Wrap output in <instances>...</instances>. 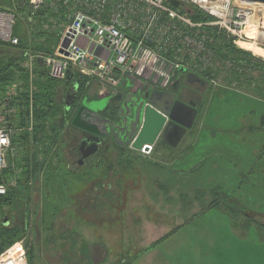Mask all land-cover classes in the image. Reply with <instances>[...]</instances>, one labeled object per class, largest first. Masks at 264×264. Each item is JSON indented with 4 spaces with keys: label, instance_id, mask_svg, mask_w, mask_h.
<instances>
[{
    "label": "rangeland",
    "instance_id": "374dc122",
    "mask_svg": "<svg viewBox=\"0 0 264 264\" xmlns=\"http://www.w3.org/2000/svg\"><path fill=\"white\" fill-rule=\"evenodd\" d=\"M25 2L19 0L21 6ZM41 12L49 15L39 13L32 21L23 17L19 24L29 46L34 43L35 32L58 34L67 22L64 15L54 16L47 4ZM49 19L56 23L52 28H47ZM257 28L264 32V12H260ZM260 34L257 39L245 36L242 41H255L264 49V34ZM26 50L19 61L22 68L29 56L25 53L35 54ZM249 52L264 62V57ZM263 67L248 65L247 71L241 73L227 70L225 76L233 84L225 87L213 86L207 78L204 86L189 84L186 73L178 74L182 84L179 96L187 102L194 101L198 108L195 124L184 137L194 136L197 142L186 158L181 157L182 151L177 152L184 142L173 150L167 145L158 146L178 155L176 159L173 155L164 159V163L175 159L173 167L144 162L136 155H104L88 165L78 161L76 144L80 143L82 131L71 120L79 105L65 109L68 93L76 91L72 83L58 81L59 102L64 109L60 118L66 124L54 146L57 153L49 167L52 171H41L38 178L31 179L22 202L0 212L3 218H9L10 226L22 230L19 239L26 241L30 264H264V185L260 184L264 181V127L260 124L264 117ZM72 82L77 83L76 79ZM22 84L18 81L15 85L20 88ZM36 88L39 89L37 85ZM77 97H82L84 105L95 113L111 102V95L100 97L90 90L77 91ZM142 101L143 95L135 93L134 102ZM25 118L21 114L19 121ZM118 118L119 115L112 120L117 122ZM235 134L244 140L231 142ZM108 135L100 150L139 151L124 146L126 137L121 140L117 134ZM257 145H263L259 147L262 159L258 160ZM223 146L235 147L236 155L242 158L241 185L237 184L241 174L234 184L232 177L229 182H219L224 174L235 176L216 156L217 151L225 150ZM12 147L8 161L18 165L22 152L19 145ZM39 149L30 146L28 152L37 153ZM108 166L113 169L108 170ZM58 168L61 172H57Z\"/></svg>",
    "mask_w": 264,
    "mask_h": 264
},
{
    "label": "built area",
    "instance_id": "2783aa9c",
    "mask_svg": "<svg viewBox=\"0 0 264 264\" xmlns=\"http://www.w3.org/2000/svg\"><path fill=\"white\" fill-rule=\"evenodd\" d=\"M177 1L178 7L170 0L28 1L34 18L47 4L55 16L64 15L67 22L62 24L60 40L52 54L25 53L29 56L25 65H21L29 77L27 98L19 97L16 83L0 94V195L19 187L20 172L10 164L8 155L14 151L13 139L19 133H32L34 129L37 62L54 80H68L67 73L71 70L73 79L84 81L86 87L97 83L100 95L114 93L127 78L141 80L150 90L166 91L182 71L207 78L213 86L233 84H229L225 72L231 69L241 73L243 68L222 55L219 48L225 47L228 41L240 48L239 43L247 37L246 30L259 24L264 3ZM60 9H64L63 14H59ZM190 13L200 19H194ZM18 18L16 9H0L1 42L12 46L20 43L16 34ZM55 25L49 19L47 28ZM19 105H29L25 125L19 121ZM152 151L150 144L139 149L147 155ZM11 166L13 175H6L5 170ZM4 220L0 214V244ZM0 264H30L26 241L18 239L0 251Z\"/></svg>",
    "mask_w": 264,
    "mask_h": 264
},
{
    "label": "trees",
    "instance_id": "16d2710c",
    "mask_svg": "<svg viewBox=\"0 0 264 264\" xmlns=\"http://www.w3.org/2000/svg\"><path fill=\"white\" fill-rule=\"evenodd\" d=\"M28 1L29 0H26L24 5L21 6L19 0H13L12 3L10 0H0V9L17 10L19 18L16 34L20 38V43L16 46H12L8 43H3L0 41V51H3V53H6V51H8L9 49L20 52L19 54L6 53L5 56L0 53V94H2L9 87V85L17 83L18 81H22L23 84L19 88V97L22 100H25L27 98L26 85L28 80V73L25 68H22L20 66L19 61L22 58L21 54L26 49H31L36 54H52L55 47L58 45L61 36V33L55 34V32L52 31H37L35 32V40L44 41L41 43L35 42L34 40V43L29 46L28 40L19 30V24L21 23L23 17L29 19L34 18L31 13ZM63 11L64 9H60L59 14H63ZM39 13H41V16L49 15V13L41 11ZM190 14L194 17V19H200V17L194 16L193 13ZM223 48H225L226 53H223ZM220 49L222 51V55L231 58L235 63H239L244 72L247 71L248 65H250L252 68L258 69L264 66V62H260V60L255 58L249 51H245L244 49L236 47L231 41H228L225 47L221 46L219 50ZM238 54L239 57H237ZM244 55L248 58L245 59ZM255 61L256 63H254ZM72 80L74 79H71V81ZM66 81L68 83H71V81L69 80ZM76 81L80 86L79 91L81 90L82 93L83 91L85 92L88 88L86 87L85 82L81 81L80 79H76ZM58 83V80H54L48 77L47 72L42 67L41 63L37 62V79L35 80V84L39 87V89L36 90L34 95L35 105H33V111L35 117V125L32 133H30L29 131H24L22 133H19L13 139V144L19 145L20 151L22 152V155L19 157L18 165L16 163H10L12 165L14 164L20 172L17 176L19 187L11 189L6 195H0V212L6 206L22 202V197L26 195V193H28L27 190L30 180L35 179L36 177L38 178L41 171H46V174H50L52 171V169H49V167L51 166L53 158H56L54 157V153H57V150L54 152V146L58 144L59 140L61 139L66 124V121L63 118H60L62 115H64V109L59 102V92L56 86ZM19 106L20 113L23 114L24 117L27 116L29 113V105ZM73 106L75 105H72V107ZM65 109H68V105ZM106 120L107 119H101L100 121L105 122H100V126H104L105 123L108 122ZM25 121L21 122V124L25 125ZM261 124L264 127L263 116L261 119ZM72 125L74 124L72 123ZM47 142L49 143V145L47 144ZM30 146H39L42 152H40V149L37 153H32V151L28 152ZM57 172H61L59 168L57 169ZM13 173L14 169H12V166L9 169L5 170L6 175H13ZM5 218L8 220V222H4V225L2 226V242L0 244V251H2L6 246L12 244L14 241L18 240L20 238V233L22 232L21 229L10 226L9 218Z\"/></svg>",
    "mask_w": 264,
    "mask_h": 264
},
{
    "label": "water",
    "instance_id": "95a60500",
    "mask_svg": "<svg viewBox=\"0 0 264 264\" xmlns=\"http://www.w3.org/2000/svg\"><path fill=\"white\" fill-rule=\"evenodd\" d=\"M253 2L264 3V0H245ZM170 2L178 7L180 3L177 0H170ZM74 73L69 70L67 73V79H73ZM188 80L190 83H204L200 77L194 73L188 74ZM77 85V83H75ZM144 101L136 102L137 116L141 118L142 115V127L137 133L134 129L129 136V143L136 149H141L144 145H153L157 139L161 138V145H167L170 147H177L180 141L184 138L187 131L194 126L198 115V108L194 101L185 102L177 98L175 92L150 90L146 88L142 93ZM86 108L82 106L78 115L75 117L73 123L79 125L77 120L81 118V112ZM108 121V120H106ZM140 121V119H139ZM109 122V121H108ZM106 122V125H108ZM96 133L94 142L91 145H87L84 141L80 147V151L83 153L82 163L89 162L93 159L98 151V145L102 143L103 136H106L107 132ZM101 136V137H100ZM5 222H8L6 219Z\"/></svg>",
    "mask_w": 264,
    "mask_h": 264
},
{
    "label": "crops",
    "instance_id": "0c3cea01",
    "mask_svg": "<svg viewBox=\"0 0 264 264\" xmlns=\"http://www.w3.org/2000/svg\"><path fill=\"white\" fill-rule=\"evenodd\" d=\"M34 19L35 18L30 19V21H32ZM144 87H145V85H144V83L141 80L134 79V78H127L120 85H118L116 87L114 93H109V94H106V95H100L99 92H98L99 86L96 83V84H93L90 87H88L87 90H90L93 95H99L100 97L111 95V102L107 104L108 105L107 108H105L104 110H102L100 112H96L95 113V112H93L92 110H90L89 108H87L84 105V102L81 101L82 97H80V100H78L77 103H79V105L85 106L86 107L85 109H87L88 112H90V113H92L94 115H97L99 118L104 119V120L107 119L108 121H113L112 118L119 115L118 119H120V120L115 122V123L121 124V125L127 127V129H130V126H131V129H130L131 133H132V131L134 129H136V131L138 132L141 129V127H142V122H143L142 119L143 118H142V115H141V118H140V121H139L137 127L136 128L132 127V125L134 123L133 117H134L135 114H137V109H136V105H135L136 102H134V94L136 93V94H141L142 95V93H143L142 91L143 90H141V88H144ZM78 97H79V95H78ZM183 101H185V100H183ZM185 102H187V101H185ZM117 112H118V114H117ZM260 124H261V121H260ZM253 129H255V128H249V130H253ZM237 135L238 134H235V135L231 136L230 141L231 142L232 141L237 142L238 138L241 139V140H244L245 137L237 136ZM108 136H110V135H108ZM120 138L122 140L123 136L121 135ZM193 138H195V139H193ZM193 138L189 137L188 139H185V137H184L180 141V143L178 144L177 147L179 148L181 142H184V146L181 147V150H177V152L182 151L183 155L181 157H185L186 158L187 155L190 154L192 148L195 147L196 142H197V138L194 137V136H193ZM255 141L258 142L260 140L259 139H255ZM102 142L103 143L106 142L105 139H103ZM263 145H257V150H256L257 160L259 158L262 159L261 156H260L261 148H259V147H263ZM223 148H225V147L223 146ZM233 148H235V147L231 146V148H229V146H227L224 151L222 150V151H217L216 152V156L217 157H221V159L224 160V163H225L226 167L230 170L229 172L232 173V174H235V176H231V175H225L222 172L224 174V176L220 177L219 182H222V183H224L226 181L229 182V177H232L233 184H234L235 182H237L238 175L241 174V177L239 176L240 179H241L239 181L240 183L239 182L237 183V184L241 185L242 175H243V166L241 165L242 158H241L240 155H238V154L236 155L237 151L233 150ZM172 150H173V147H172ZM136 152L137 153H133L131 151L128 152L127 150H126V152H123L122 150L111 151L109 149H105V150L104 149H101V150L98 149V151H97V153H96V155H95V157H94L92 162L97 163L99 158H101L104 155H109V154H112V156H114L116 158H119V156L123 157V158H127L128 156L129 157H134V155H136V157H138V158H139V156H141L140 159L142 161H144V162L145 161L146 162L151 161L152 163L157 164V165H160L159 163H161V164L162 163L163 164L166 163L168 166H169V164H171V167H173L175 165V163H176L175 159L178 156V155L175 156V154L173 153L172 155L175 157V159H172V160L167 161V162L164 163V159L165 158H167V157H169V159H170V157L172 158V155L169 154L170 153L169 150H164V149L161 150V149H159L156 146L155 150L149 155L142 154L139 151H136ZM177 154H179V153H177ZM106 158L109 159V157H106ZM211 158H214V157L211 156ZM137 162L140 163L139 159L137 160ZM111 163L114 164V163H116V161L114 160V162H111ZM107 168H108V170L113 169L112 166H108ZM143 169H144L145 172L147 171L146 167H144ZM104 170H106V168H104ZM260 184L264 185V181L260 182ZM236 186H238V185H236ZM238 188H239V186H238ZM234 189H236V187Z\"/></svg>",
    "mask_w": 264,
    "mask_h": 264
},
{
    "label": "flooded vegetation",
    "instance_id": "af4514ba",
    "mask_svg": "<svg viewBox=\"0 0 264 264\" xmlns=\"http://www.w3.org/2000/svg\"><path fill=\"white\" fill-rule=\"evenodd\" d=\"M201 80L204 81V83H200V82H196V83H190L189 80H188V75H187V83L189 84H197V83H200L201 85H205L206 84V79L204 77H200ZM67 82V81H66ZM72 83V87L75 88L74 91H76V94H71V93H68L67 95V101H66V105H68V109L69 110L72 105H79L78 100H77V91L79 93V89H80V86L79 88L76 87V85L71 81ZM181 86L182 84L180 83V79H176V81H174L173 85L171 88H169L168 90L166 91H170V92H175L177 94V98L183 100V98H181L179 96V91L181 89ZM82 105H79L78 107H76L75 109V112L73 114V118L71 120V124L73 123L75 117L78 115L79 113V110L81 109ZM136 119V120H135ZM139 119H140V116L138 117L137 114L134 115L133 117V125L132 127L136 128L138 123H139ZM101 119H99V117H97V115H94L90 112L87 111V109L84 108V110L81 112V118L78 117V124L79 125H75L74 123V126L79 128L81 131H82V136L80 137L81 139H79V142L80 143H77L76 146H78V161H82L83 160V153L80 151V147L82 146L83 142L86 141L87 142V145H91L92 143H95L94 141V135L96 133H105L107 131V129L109 130L106 134V136L109 134V133H114V134H117L119 136H123V138L126 137V141H122L124 143V146L125 144L127 146H131V144H128L129 143V136L131 135V132H130V129H131V126H130V129H127V127L121 125V124H118V123H115L114 121H109L108 122V125H105L104 126H100V122H105V121H100ZM106 136H103L101 137L102 138V141L103 139H105ZM103 144V142L101 143ZM101 144L98 145V149H100V147L102 146ZM161 145V138L159 137L157 139V141L153 144V151L155 150L156 146H160ZM169 147V146H168ZM171 148V147H170ZM172 149V148H171ZM152 151V152H153ZM151 152V153H152ZM141 153V152H140ZM150 153V154H151ZM143 154V153H142ZM146 155V154H145ZM94 159V158H93ZM93 159H91L89 162H86V163H83L84 165H88V164H93L92 161Z\"/></svg>",
    "mask_w": 264,
    "mask_h": 264
},
{
    "label": "bare ground",
    "instance_id": "6f19581e",
    "mask_svg": "<svg viewBox=\"0 0 264 264\" xmlns=\"http://www.w3.org/2000/svg\"><path fill=\"white\" fill-rule=\"evenodd\" d=\"M258 29L259 28L256 27L254 29L249 30V32L247 33L248 38H250L251 40H253V39H257L259 37V35H261L260 33H263L264 34V32L259 31ZM239 47H242L243 49L248 50V51H252L254 54L256 52L258 56L264 57V49H262L261 47H259L258 44H257V42H255V41H253V42L241 41L239 43ZM184 73H186L188 75L189 73H192V72H188V73L187 72H184ZM4 219L6 220V218H4ZM5 220H4V222H5Z\"/></svg>",
    "mask_w": 264,
    "mask_h": 264
}]
</instances>
